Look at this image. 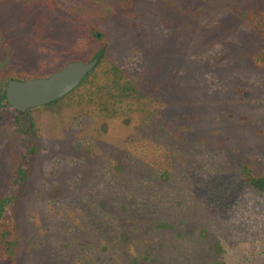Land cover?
Instances as JSON below:
<instances>
[{
  "label": "rangeland",
  "instance_id": "rangeland-1",
  "mask_svg": "<svg viewBox=\"0 0 264 264\" xmlns=\"http://www.w3.org/2000/svg\"><path fill=\"white\" fill-rule=\"evenodd\" d=\"M132 1L149 40L108 15L124 0H0L3 89L71 53L92 61L106 42L89 33L97 9L115 42L95 84L28 111L37 148L16 199L17 264H264V194L241 174L264 165V33L249 18L264 0ZM113 64L153 88L110 112L96 92L118 101ZM0 114L1 199L24 118L6 101Z\"/></svg>",
  "mask_w": 264,
  "mask_h": 264
},
{
  "label": "trees",
  "instance_id": "trees-1",
  "mask_svg": "<svg viewBox=\"0 0 264 264\" xmlns=\"http://www.w3.org/2000/svg\"><path fill=\"white\" fill-rule=\"evenodd\" d=\"M102 9L105 11L109 10L106 8H102ZM112 9L109 10L108 15L111 13L112 14L111 17L115 18V20L117 19L123 27H125L126 29L134 28L139 33V35L142 36L143 39L149 40V34L146 31L145 26L143 25V23L138 22L141 13H138L135 4L132 0H124V3H121L117 10L114 9L112 10ZM101 10L97 9L98 12H93L92 15L95 16L92 17H96V19L92 20L91 17L92 20L91 25L93 27H90L89 33L96 40L98 41L106 40V42L102 48H100L94 54L90 55L89 59L93 60L97 58L98 63L96 67L93 69V71H91L87 75V77L84 79L82 83H85L88 80H90V77H92L91 82L93 84L97 82L98 75L96 74L97 72L96 69L100 65V63L105 58H107L108 54H110L111 48L112 47L114 48L115 42L110 39L107 33L99 31V29L96 27L97 23L99 22L97 20L101 19L102 21L104 18H106L107 15V13L105 14V12ZM68 15L70 16V18L77 17L73 12H70V14ZM249 18L253 23L252 31H258L264 33V16L253 14V16H250ZM98 33L101 34L100 37H98ZM74 56H75L74 53H71L70 57H73L72 61L79 59ZM263 57H264V52L261 55H259L260 59ZM111 70L114 76L109 77L105 82V84L107 83L108 89H112L114 92H116L118 101H114L110 103L109 98L103 97L102 95L103 92H96L97 93L96 95L98 96L97 104H99V106L104 111H110L111 104L114 105L117 102L118 104L119 103L123 104L125 102L129 103L132 102L133 99H140L142 97H146L148 91L153 88L148 83L141 84L135 80L126 78L127 76L125 75V72L122 71L121 67H119L116 64L112 65ZM48 75L51 74L29 72L28 77L35 78V77H43ZM22 77L23 78L21 79H27L26 75H22ZM13 78L15 77H11L8 80L7 85L9 81ZM101 86L102 85L98 84V88L101 89ZM1 94H2V101H6L8 106L12 107L14 111L20 114V117L24 118V119H17L13 124L16 127L17 133L19 134V136L23 141L24 150L22 152L18 166L12 172L10 178L6 182V185L4 187V192L0 199V264H17L19 222H18V214L16 210V199L18 195V190L29 177V173L33 164V157L35 155L37 148V136H36L35 124L33 120L29 117L28 111L30 109L27 110L26 112L18 111L12 105L9 104L7 100L6 89H3ZM96 95L95 93L91 94L90 100L94 101ZM100 97H102V99H99ZM60 100L52 102L48 105L55 104ZM1 105L2 103L0 104V106ZM114 110L115 107L112 109V111ZM241 174H242V178L245 180V182L248 185H250L254 190L264 194V165L259 163H254L252 161H246L245 163L242 164Z\"/></svg>",
  "mask_w": 264,
  "mask_h": 264
},
{
  "label": "water",
  "instance_id": "water-1",
  "mask_svg": "<svg viewBox=\"0 0 264 264\" xmlns=\"http://www.w3.org/2000/svg\"><path fill=\"white\" fill-rule=\"evenodd\" d=\"M97 63V58L89 62L78 60L49 76L11 79L6 88L7 100L20 112L58 101L76 89L93 71Z\"/></svg>",
  "mask_w": 264,
  "mask_h": 264
},
{
  "label": "flooded vegetation",
  "instance_id": "flooded-vegetation-1",
  "mask_svg": "<svg viewBox=\"0 0 264 264\" xmlns=\"http://www.w3.org/2000/svg\"><path fill=\"white\" fill-rule=\"evenodd\" d=\"M6 88H7V86H6ZM5 88V89H6ZM2 90H3V87L1 86V84H0V95H1V100H0V104L3 102L2 101V94H1V92H2ZM1 115V114H0ZM2 116V115H1ZM2 121V120H1ZM1 121H0V123H1ZM0 129H1V127H0ZM0 135H1V131H0Z\"/></svg>",
  "mask_w": 264,
  "mask_h": 264
}]
</instances>
